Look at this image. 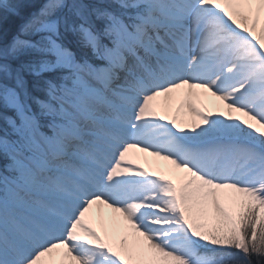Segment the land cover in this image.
Returning a JSON list of instances; mask_svg holds the SVG:
<instances>
[{
    "label": "snow or ice",
    "instance_id": "obj_1",
    "mask_svg": "<svg viewBox=\"0 0 264 264\" xmlns=\"http://www.w3.org/2000/svg\"><path fill=\"white\" fill-rule=\"evenodd\" d=\"M0 264H264V0H0Z\"/></svg>",
    "mask_w": 264,
    "mask_h": 264
},
{
    "label": "rangeland",
    "instance_id": "obj_2",
    "mask_svg": "<svg viewBox=\"0 0 264 264\" xmlns=\"http://www.w3.org/2000/svg\"><path fill=\"white\" fill-rule=\"evenodd\" d=\"M178 102H179V98H177V100L175 102H173V105H172L173 111L176 107V104H178ZM157 103L162 104L163 98H160V100L157 101ZM205 104L210 110L215 111L216 106L219 105L220 102H218L214 98L208 96L205 98ZM182 118L183 119H191L190 117H182ZM137 163L141 164L145 168H149L150 170H155V171H159V172H166L168 167H170V165H168L167 162H165V161H158L157 162V161H155V158L147 156L146 154H139V158L137 159ZM156 163L159 164V168L155 167Z\"/></svg>",
    "mask_w": 264,
    "mask_h": 264
},
{
    "label": "trees",
    "instance_id": "obj_3",
    "mask_svg": "<svg viewBox=\"0 0 264 264\" xmlns=\"http://www.w3.org/2000/svg\"><path fill=\"white\" fill-rule=\"evenodd\" d=\"M22 23L20 18L17 17H9L8 20L4 24V29L7 34V38L10 39L12 35H14L19 28V25Z\"/></svg>",
    "mask_w": 264,
    "mask_h": 264
},
{
    "label": "bare ground",
    "instance_id": "obj_4",
    "mask_svg": "<svg viewBox=\"0 0 264 264\" xmlns=\"http://www.w3.org/2000/svg\"><path fill=\"white\" fill-rule=\"evenodd\" d=\"M109 212V210H107V209H105V213L107 214ZM97 213H96V211H95V208H94V210H93V216H95Z\"/></svg>",
    "mask_w": 264,
    "mask_h": 264
}]
</instances>
